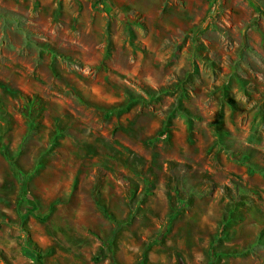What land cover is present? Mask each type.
I'll list each match as a JSON object with an SVG mask.
<instances>
[{
    "label": "rangeland",
    "instance_id": "1",
    "mask_svg": "<svg viewBox=\"0 0 264 264\" xmlns=\"http://www.w3.org/2000/svg\"><path fill=\"white\" fill-rule=\"evenodd\" d=\"M0 106V264H264V0H0Z\"/></svg>",
    "mask_w": 264,
    "mask_h": 264
},
{
    "label": "trees",
    "instance_id": "2",
    "mask_svg": "<svg viewBox=\"0 0 264 264\" xmlns=\"http://www.w3.org/2000/svg\"><path fill=\"white\" fill-rule=\"evenodd\" d=\"M197 53L198 50H197ZM177 86V85H176ZM170 86H165L163 88H161L159 90V92H165V93H168L171 91V89L169 88ZM36 102L39 104L41 103V99L39 97H33ZM136 97H134L133 95H130V100H135ZM227 101H229V103H231V105L233 104L232 100L229 99V97L226 99ZM29 107H30V110L29 111H23V114L25 115V117L27 118L28 120V124H29V127H30V130L34 129V126H35V123H40L41 121V116H42V112L41 110H43L44 108L43 107H39L37 106L36 107V110L33 109L35 107V104H34V101L30 102L29 104ZM11 115L9 114V112L7 111V109H5L4 107L0 106V121H5L7 124L10 123L12 120H11ZM172 120L171 118H169L166 122V126L165 128L159 132V135L158 137L159 138H162L164 136H166L167 134H169V126L171 124ZM4 126V125H3ZM3 126H0V129L3 127ZM219 133H222V130H220ZM5 144L4 145H0V149L4 152L5 155H7V152H5ZM244 156V159H247L249 158V155L248 154H245L243 155ZM12 166H13V169L16 173V176H25L27 175L28 173L25 172L21 167H19L17 164H15V162H12ZM249 167L252 169V170H262V168L260 166H258L257 164H252L250 162H247ZM27 173V174H26ZM31 174V173H30ZM28 174V175H30ZM28 177V176H27ZM29 200V196L27 198ZM28 202L32 203L31 200H29ZM30 213V212H29ZM104 213L107 214V211H105L104 209ZM28 215V212L27 214H24L23 216L26 217ZM112 264H115L114 262V259H112Z\"/></svg>",
    "mask_w": 264,
    "mask_h": 264
},
{
    "label": "crops",
    "instance_id": "3",
    "mask_svg": "<svg viewBox=\"0 0 264 264\" xmlns=\"http://www.w3.org/2000/svg\"><path fill=\"white\" fill-rule=\"evenodd\" d=\"M70 234H69V230H68V237H69L68 238V241H69V248L68 249L70 250V255L72 258L76 259V262L80 263L84 259L81 257L80 253L77 252V250L80 249L81 246H84V247L88 246L89 243L85 238L76 237L75 235H73V234L70 235ZM8 263H3V264H8ZM60 264H62V263H60Z\"/></svg>",
    "mask_w": 264,
    "mask_h": 264
}]
</instances>
